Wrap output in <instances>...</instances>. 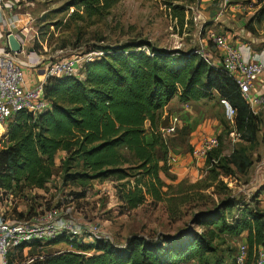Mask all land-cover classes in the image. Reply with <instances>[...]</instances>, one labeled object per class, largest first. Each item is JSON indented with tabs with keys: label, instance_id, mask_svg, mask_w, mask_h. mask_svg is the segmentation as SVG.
<instances>
[{
	"label": "trees",
	"instance_id": "16d2710c",
	"mask_svg": "<svg viewBox=\"0 0 264 264\" xmlns=\"http://www.w3.org/2000/svg\"><path fill=\"white\" fill-rule=\"evenodd\" d=\"M115 3L73 0L70 6L83 8L85 16L93 19L108 13ZM259 5L261 20L264 0H259ZM170 6L173 20L183 29L188 24L185 6ZM71 19L83 20V16L76 11ZM249 34L256 38L254 32ZM93 51L104 54L85 62L79 77L46 79L47 110L36 117L21 111L9 121L0 140V203L6 204L9 195L17 202L27 192L47 190L59 167L57 155L64 152L62 184L80 189L69 193L71 202L84 200L94 182L108 180L116 182L119 202L129 211L147 202H166L173 212L179 201L193 196L205 206L192 218L200 231L185 229L175 236L136 234L123 244L105 239L86 243L63 234L45 244L15 248L9 264H235L242 243L248 247L245 264H258L259 251L264 249L260 199L264 187L243 201L231 197L222 181L223 176L246 174L253 166L246 147L227 156L222 144L211 151L204 164L207 175L191 184L189 191H184L185 182L176 190L163 178L175 181L169 165V138L161 132L165 110L174 99L186 105L217 93L235 111L231 125L235 134L244 143H257L259 115L244 100L234 78L222 67L206 63L194 50H166L135 41L96 46ZM208 200L214 201L211 208ZM15 207L18 210L15 208L13 217L18 220L47 212L30 205L21 209L18 202ZM227 238H239L240 243L231 247ZM59 244L69 249L24 255L42 250L41 246Z\"/></svg>",
	"mask_w": 264,
	"mask_h": 264
},
{
	"label": "rangeland",
	"instance_id": "374dc122",
	"mask_svg": "<svg viewBox=\"0 0 264 264\" xmlns=\"http://www.w3.org/2000/svg\"><path fill=\"white\" fill-rule=\"evenodd\" d=\"M72 1L22 0L15 9L14 13L18 16L16 19L19 20L17 30L26 45L18 58L24 62L27 77H37L39 70L45 76L46 69L57 60L84 57L94 53L91 50L96 46H118L128 42L147 41L161 49L196 51L209 30L226 35L233 43L253 41V36L249 34L252 31L257 41H253V46L259 49L264 45V18L260 20L259 17L262 8L259 0H217L213 3L207 0H115V5L108 13L93 19L85 16L83 8L71 7ZM170 3L172 6H185L188 24L183 29L173 20ZM76 11L83 16V20L71 19ZM209 49L215 53L212 45ZM32 54L37 62L30 65L28 57ZM167 113L176 116L180 121L177 132L168 139L170 156L179 158V163L184 161L187 170L184 178L179 179L172 172L175 165H171L175 181L163 176L166 183L177 190L185 182L184 191H189L191 184L203 180L207 169L192 157L193 149L205 137L214 136L219 138L225 156L246 147L247 154L253 161V166L246 174L223 176L222 181L228 194L248 201L264 187V104L259 105L256 112L260 118L261 131L257 143L252 145L242 142L235 134L217 93L211 99L186 105L174 99ZM63 173L64 170L59 164L53 184L45 191L35 194L27 192L26 197L17 201L18 206L25 208L30 205L40 211H57V216L77 221L85 228L95 229L102 238L116 244H123L127 238L136 234L175 236L185 229L200 231V228L192 224V218L196 212L205 209V206L196 202V197L179 201L173 212L166 202L157 205L147 202L129 211L122 208L119 202L116 182L108 180L94 182L84 200L71 202L69 193L78 192L80 189L74 184L64 188ZM218 198L215 197L216 200ZM213 202L207 201L209 208L213 206ZM227 240L231 247L240 243L239 238ZM85 242L93 243L91 239ZM66 249H69L66 244L46 245L42 250L32 253L28 251L24 255Z\"/></svg>",
	"mask_w": 264,
	"mask_h": 264
},
{
	"label": "built area",
	"instance_id": "2783aa9c",
	"mask_svg": "<svg viewBox=\"0 0 264 264\" xmlns=\"http://www.w3.org/2000/svg\"><path fill=\"white\" fill-rule=\"evenodd\" d=\"M22 0H0V23L9 17L16 22L14 13ZM217 0H207L213 3ZM251 35V34H250ZM23 47L25 48V44ZM212 45L215 53L210 51ZM22 54V53H21ZM103 52H94L84 57H76L73 60H57L46 69L45 78L34 87H28L24 72V62L19 60L20 54L12 53L6 48L0 49V140L6 134L9 121L19 112L31 113L34 117L48 109L45 98V83L49 77L76 76L85 62L99 59ZM195 54L212 66L222 67L236 81L244 100L254 109L264 104V92L253 96L256 82L264 76V63L246 59L242 50L231 42L226 35L217 34L209 30L206 37L201 40ZM226 114L231 124H234L235 111L226 102ZM256 113V112H255ZM169 117V125L161 128L164 138H170L177 132L179 119L173 115ZM220 147L218 137H205L201 143L193 149L192 157L200 163H204L208 154ZM177 158L169 156V165H174ZM6 204L0 203V264H9V255L12 250L21 246H29L34 243L44 244L60 235H67L71 240L104 239L95 229L85 228L77 221L57 216V211H47L38 214L28 220L14 218V210L17 204L13 195ZM18 210V208H16ZM29 249V247L27 248ZM42 249V246L39 247ZM248 257V247L240 244L235 258V264H245ZM258 264H264V249H260Z\"/></svg>",
	"mask_w": 264,
	"mask_h": 264
},
{
	"label": "crops",
	"instance_id": "0c3cea01",
	"mask_svg": "<svg viewBox=\"0 0 264 264\" xmlns=\"http://www.w3.org/2000/svg\"><path fill=\"white\" fill-rule=\"evenodd\" d=\"M18 23H19V20H16V22H13L9 17L7 18V20L4 21V24L0 23V49L7 47V39L6 38H7V35H8L9 32L14 33L19 38V40L22 43L25 44V41L21 37V34L19 33V30H17V28H18L17 24ZM253 41L257 42L256 38H254ZM253 41L250 40L249 43L242 42V41H236L235 44L237 46H239V48L242 50V52H243V54H244L246 59L256 60V61L264 63V45L261 48L257 49L255 46H253V43H254ZM25 48H26V45H25ZM25 48H24V50H25ZM33 55L34 54H32V55H30L28 57V64L30 63V65H33L34 63L37 62V59ZM39 71H38L37 77H35V78H32L31 75H30V78H29V76L27 77V75H26V81H27V86L28 87H34L39 81L44 80L45 76H42L43 75L42 71L41 72H39ZM44 73H46V71ZM263 87H264V76H262L256 82L255 88H254V91H253V96L259 95L260 92H262V91L264 92V89H262V91H259ZM169 107H170V105L167 107V109H169ZM167 109L165 110V115H168ZM258 109H259V106H257V108L255 109V112H257ZM65 155L66 154L64 152H60L57 155V160H56L57 165L60 164L61 160L65 157ZM178 161H179V158H177V162L174 164L175 166L173 165L174 167H173V171L172 172L174 174H176L179 179H182V178H184L183 175H184V173H185V171L187 169L184 167V161H182L181 163H179ZM200 164H204V163H199V165ZM192 172H194V171H192ZM39 192H41V191H39ZM261 197H262L261 198V206L264 209V192L261 195ZM22 209H24V208H22Z\"/></svg>",
	"mask_w": 264,
	"mask_h": 264
},
{
	"label": "water",
	"instance_id": "95a60500",
	"mask_svg": "<svg viewBox=\"0 0 264 264\" xmlns=\"http://www.w3.org/2000/svg\"><path fill=\"white\" fill-rule=\"evenodd\" d=\"M7 47L12 53H15V54H21L24 51L22 42L12 32H9L7 35ZM168 125H169V117L167 116L163 121L162 128L166 129Z\"/></svg>",
	"mask_w": 264,
	"mask_h": 264
}]
</instances>
